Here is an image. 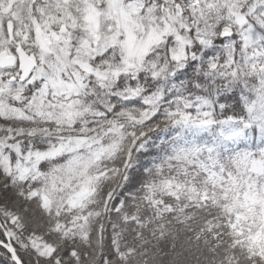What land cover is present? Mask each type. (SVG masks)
<instances>
[{
  "label": "snow or ice",
  "instance_id": "1",
  "mask_svg": "<svg viewBox=\"0 0 264 264\" xmlns=\"http://www.w3.org/2000/svg\"><path fill=\"white\" fill-rule=\"evenodd\" d=\"M0 264H264V0H0Z\"/></svg>",
  "mask_w": 264,
  "mask_h": 264
}]
</instances>
